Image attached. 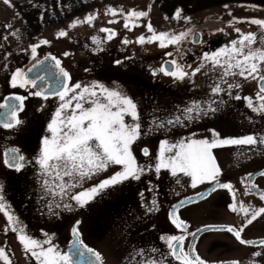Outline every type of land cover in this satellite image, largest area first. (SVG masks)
Here are the masks:
<instances>
[{
  "label": "rangeland",
  "instance_id": "obj_1",
  "mask_svg": "<svg viewBox=\"0 0 264 264\" xmlns=\"http://www.w3.org/2000/svg\"><path fill=\"white\" fill-rule=\"evenodd\" d=\"M98 1L96 0L93 9L86 13L72 14L63 19H61L62 15H54L51 12L33 13L35 9L31 8L23 10L22 14L15 15L6 11L2 14L3 8L0 7V104L11 95L28 96L25 110L19 113L22 123L12 129L0 127V185L3 186L2 195L6 205L9 206L8 210L26 225L27 232L34 238L43 240L46 238L44 233H48L53 243L62 251L71 241L72 226L79 220L81 239L88 247L102 255L104 264H139L142 259L159 258L160 253L167 254V246L161 237L181 235L168 219L172 205L181 199L196 196L212 184L205 182L192 189L188 177L181 176V183L177 184L176 178L170 173L162 171L160 178H157L154 170L146 171L140 181H129L118 185L116 189L108 190L84 208L75 207L72 212L60 211L57 215H49L40 200L39 187L35 182L38 168L34 164V158L38 153L39 142L46 134V125L59 100L50 97L48 101H40L39 98L30 96L26 88H13L11 75L17 69L26 72L42 57L55 56L61 61V66L70 73L73 83L89 84L98 81L108 87L119 86L130 95L138 103L142 128L145 131L154 118L181 115L178 109H183L192 101L206 102L209 99L223 101L219 110L213 115L187 123L185 127H178L171 133L157 132L143 136L138 144L133 146L134 155L140 165L154 163L159 141L162 139L175 142L184 137L211 138L209 129H215L222 136L264 137V115L252 112L246 107V101L243 99H234L238 94L242 97L251 96L255 101L259 87L256 80L251 78L245 80L239 76L229 77L230 83H239L241 87L233 89L232 96L224 92L218 97H213L209 85L214 80H218L219 69L209 75H204L202 70L192 81L185 82H174L172 78L162 74L152 77L150 71L153 67L159 68L164 60L171 58L177 59L184 65H192L189 69L192 71L199 65L203 55V53H194L196 50L191 41L195 32L203 36V41L223 28L227 31L239 28L245 33L249 31L259 33L261 31L259 26L247 21L264 19V9L249 6L236 9L222 7L214 12L182 14L179 20L174 19V15L161 14L156 9L153 12L152 9L148 17L139 20L132 18L129 21L130 27L125 28V16L130 11H149L144 0H121L115 3ZM108 8L115 9L117 15L112 16L111 13H107ZM89 14L96 17L91 25L81 23L76 27H69L73 21H83ZM185 17H190V22L186 21ZM110 20L117 22L109 23ZM149 21L157 32L178 34L189 28L193 32L178 46L160 48L158 42L140 44L138 37L147 38L151 35L147 29ZM133 22L139 27H131ZM102 28L112 29L116 35L108 40V34L100 31ZM61 30L66 31L67 36L58 38ZM92 37H97L99 43H94ZM125 38H129L130 43L124 44ZM237 38L238 35L234 39ZM42 40H48L49 43L42 44L40 43ZM232 40L216 50L230 44ZM34 44L39 45L35 59L31 54V46ZM101 48L103 51L100 50ZM169 52L173 55L168 56ZM190 53L194 54L186 60ZM117 59L123 63L116 65ZM261 67L264 69V65ZM261 74H264V71ZM222 87L226 88L227 85ZM41 106L44 107V111L38 110ZM143 147L149 148L152 153L151 159L143 156L141 152ZM9 148L19 149L20 154L26 157V166L21 172L4 165L3 153ZM213 155L221 169L219 181L239 176V180L236 181L239 189L246 188L245 178L249 173L264 171V144L213 149ZM112 171L113 169H110L109 172L101 173L92 180L86 181L84 187H90L93 183L107 178ZM263 180L264 177L260 178V181ZM223 191L224 189L217 188L204 199L179 208L177 214L184 216L188 221L187 232H192V228L203 224L205 225L202 227L208 224L239 228L243 225V212L234 213L226 210L227 203L223 199ZM241 198L245 206H252L255 202L250 199L249 194L244 193ZM154 199L158 211L148 212L146 209ZM258 203L264 204V201ZM0 217L5 216L0 213ZM187 232L184 233L186 250L191 237ZM242 238L255 241L264 239V216L258 217L249 225L242 233ZM7 240L11 241V239ZM0 241H6L1 233ZM12 242L18 253L17 257L15 256L17 258L15 263L12 257L13 246L9 247L6 243L12 264H36L30 254L24 252L17 238L12 239ZM195 246L196 254L204 259L206 264H226L233 260L241 261L242 264H250L253 260L255 264H264V255L252 256L254 251L264 250L258 245H241L227 231H204ZM153 247L159 249V253H151L150 249ZM142 249L145 253L144 257L136 255ZM171 264L177 262L171 260Z\"/></svg>",
  "mask_w": 264,
  "mask_h": 264
},
{
  "label": "snow or ice",
  "instance_id": "obj_2",
  "mask_svg": "<svg viewBox=\"0 0 264 264\" xmlns=\"http://www.w3.org/2000/svg\"><path fill=\"white\" fill-rule=\"evenodd\" d=\"M4 3L7 5L10 0H4ZM150 10L149 7V11H130L125 16L124 27H130L129 21L132 18L139 20L148 17ZM107 13H111L112 16L117 15L113 8H108ZM181 15L182 9H177L173 18L179 20ZM95 18L89 14L83 21H73L69 27H76L81 23L91 25ZM184 19L190 22L191 18L185 17ZM116 22L115 20L109 21V23ZM247 22L259 26L261 31L245 33L236 28L237 39H233L230 44L216 51L204 52L201 62L192 71H189L192 65H184L177 59H171L165 61L158 69H151L152 77L162 74L172 78L174 82H185L192 81L202 70H204V75H209V73H216L219 69L218 80H214L209 85L213 97H218L224 92L232 96V90L241 87L239 83H230L229 77L239 76L245 80L251 78L256 80L259 86L255 94V101L251 96L242 97L238 94L234 96V99H243L246 101V107L252 112L264 115V74H261L264 71L261 67L264 65V19H251ZM8 26L10 27V25ZM131 27H139V25L133 22ZM147 29L151 35L147 38L138 37V42L140 44L158 42L160 48H167L170 45L178 46L193 32L191 28L178 34L157 32L150 21L147 24ZM100 31L108 34V40L116 35L109 28H102ZM65 36H67L66 31H59L58 38ZM92 40L94 43H99L97 37H92ZM191 42L202 43L196 35H193ZM40 43L48 44L49 41L42 40ZM123 43L128 44L130 41L125 38ZM38 46L36 44L31 46V54L34 59ZM100 50L103 51L102 48ZM177 52L179 53V48H177ZM167 55L172 56L173 54L169 52ZM180 56L182 59V53ZM49 59L54 61L53 67L56 69L51 76L37 74L32 77L29 75L32 68L27 72L17 69L11 75L13 88H26L29 90L30 96L39 98L40 101H48L50 97H56L59 100L46 125V134L40 140L38 153L34 158V164L38 168L35 182L39 187L40 200L49 215H57L60 211L72 212L75 207L84 208L98 196L107 193L108 190L116 189L118 185L129 181H140L146 171L153 172L154 170L157 178H160L163 171L176 178L177 184L181 183V176L188 177L192 189H196L198 185L205 182L212 184L208 195L215 192L217 188L228 190L233 196V202L229 205L230 210L234 213L243 212L244 214V223L239 228L207 225L205 229L187 232V223L177 215L178 207L185 204V200H180L179 205H172V211L169 213L171 223L177 229L187 232V235L194 239L198 232L205 230L227 231L241 245H258L264 250V239L255 241L242 238L245 229L258 217L264 216V206L256 208L238 202L233 185L219 181L221 169L213 155V149L264 144V137L256 135L222 136L215 129H209L211 138L198 139L193 136L184 137L175 142L162 139L159 141V149L154 157V163L140 165L134 155L133 146L137 145L143 136L157 132L171 133L178 127H185L187 123L213 115L219 110L223 101L216 99H209L206 102L192 101L183 109H178L181 115L154 118L145 131L142 128L138 103L119 86L108 87L98 81H92L89 84L73 83L70 73L61 66V61L55 56H45L44 60L38 61L36 65H33V68L44 64V61ZM122 63L119 59L115 61L116 65ZM222 85H227V87H222ZM27 99L28 96L16 95L6 100L4 104H0V108L5 109L0 114V127L12 129L22 123L19 113L25 110ZM38 110L44 111L45 109L41 106ZM10 152V158L9 153H5L4 165L16 172H21L26 166V157L20 154L19 149L14 148ZM141 152L143 156L152 158L148 147H143ZM110 169L113 171L107 178L93 183L90 187H84L86 181L92 180L101 173H107ZM252 175L249 173L245 179L250 180ZM259 175L264 177V171H261ZM253 189H258V185L250 183L245 188V195L250 194ZM2 192L3 186L0 185V213H3L7 219L4 231L6 234L9 230L16 234L24 252L30 254L36 264H104L102 255L88 247L81 239L79 230L81 222L79 220L71 229L72 245L69 251L63 252L53 243L52 237L48 233H44L46 238L43 240L30 235L26 225H23L19 218L8 210L9 206L6 205ZM140 195L142 196L143 193ZM197 195L201 199L205 198L202 192ZM259 199L264 201V191L259 192ZM187 200L191 201L192 198L188 197ZM146 210L148 212L158 211L155 199ZM161 239L165 241L168 249L167 254L160 253L159 258L142 259L139 264H171V260L176 261L177 264H206V261L196 254L195 244L190 243L186 250L185 235H168ZM150 252L159 253V249L153 247ZM136 255L144 257V250H140ZM262 255H264V251L252 253L253 257ZM0 262L12 264L4 247H0ZM229 264H242V262L233 260ZM250 264H255V261H251Z\"/></svg>",
  "mask_w": 264,
  "mask_h": 264
},
{
  "label": "crops",
  "instance_id": "obj_3",
  "mask_svg": "<svg viewBox=\"0 0 264 264\" xmlns=\"http://www.w3.org/2000/svg\"><path fill=\"white\" fill-rule=\"evenodd\" d=\"M96 0H10L9 4H5L4 0H0V7L3 8L2 14L6 11V13L13 12L22 14L23 10L35 9L32 12H51L54 15H58L63 17L69 15H76L80 13H86L88 10L93 9L94 2ZM98 1V0H97ZM103 1H111L110 3H115L121 0H103ZM99 2V1H98ZM145 6L147 8L150 7L151 12H157L166 15H175V11L177 9H182V14H202L208 12L217 11L216 9L225 7L227 5L228 8H241V7H255V8H263L264 9V0H144ZM118 5V4H115ZM68 18V17H66ZM60 19V20H61ZM59 20V21H60ZM1 29V25H0ZM7 225V220L5 217H0V233L6 238V241H0V247L6 248V254L8 255L6 243H8L9 247L13 246L14 242L12 239H16V234L13 232L5 233L4 229ZM263 237V236H262ZM7 239H11L8 241ZM72 242H68L63 252H66L68 247ZM6 246V247H5ZM14 256L13 260L17 263V252L13 246ZM16 256V257H15ZM11 258V256H9ZM12 260V259H11ZM3 264V262H0Z\"/></svg>",
  "mask_w": 264,
  "mask_h": 264
},
{
  "label": "flooded vegetation",
  "instance_id": "obj_4",
  "mask_svg": "<svg viewBox=\"0 0 264 264\" xmlns=\"http://www.w3.org/2000/svg\"><path fill=\"white\" fill-rule=\"evenodd\" d=\"M196 33V32H195ZM194 33V34H195ZM212 34V33H211ZM213 36L211 37H208L205 39V41H203V36L201 37L200 35V41L201 42H196V43H193L194 45V49L196 50V52L194 53H204V52H212V51H215L216 48H219L221 46H223L224 44H226L227 42H229L230 40L234 39L238 33L236 32V30H233V29H230L229 31H227L226 29L223 28V31H219L217 32L216 34H212ZM194 53H190L188 55V57L186 58V60L191 57ZM44 57H42L39 61H41ZM172 59V58H171ZM171 59H167V60H164L162 62V64L165 62V61H170ZM38 62V61H37ZM35 62V63H37ZM33 63V64H35ZM48 75V76H51L52 74H50L49 72H45L42 74L43 75ZM4 156V155H3ZM11 156H9L10 158ZM256 172V171H254ZM252 172V174L254 173ZM260 178H263L262 176L260 175H257L255 177H251L250 180L247 179V182H246V186H248L250 183H255L256 185H258V189H253L252 192L249 194L250 195V199H252L253 201H255L252 206L256 207V208H259V207H262L264 206L263 203H258L260 202L261 200L259 199V192L260 191H264V180L263 181H260ZM239 180V176H234L232 177V179H228V180H221L220 182L221 183H231L233 185V188L235 190V195L237 197V201L238 202H242V198L241 196L245 193V188L243 189H239L237 186H236V181ZM222 196H223V199L226 200V210H230V207L229 205L231 204V202H233V196H232V193H230L228 190L224 189V191L222 192ZM243 193V194H242ZM208 196V195H207ZM206 196V197H207ZM229 203V204H228ZM188 205V204H187ZM183 207V206H182ZM181 208V207H180ZM179 210V209H178ZM177 210V212H178ZM178 215V214H177ZM181 219H183L186 223H188L187 219H185L184 216H181V215H178ZM169 219V218H168ZM170 221V220H169ZM171 223V222H170ZM172 224V223H171ZM205 224L203 225H199L198 227H194L192 228V232H196L197 229H202V228H205V227H202L204 226ZM208 225V224H207ZM231 225V224H229ZM173 227H175L173 224H172ZM201 227V228H199ZM176 228V227H175ZM177 229V228H176ZM178 232L181 234V235H184L185 232H182L181 229H177ZM189 230V227L187 229V231ZM204 232H202L199 237L197 238V240L200 238V236L203 234ZM186 234V233H185ZM193 237L191 236L190 237V243L192 241ZM196 240V242H197ZM229 264V263H228Z\"/></svg>",
  "mask_w": 264,
  "mask_h": 264
},
{
  "label": "water",
  "instance_id": "obj_5",
  "mask_svg": "<svg viewBox=\"0 0 264 264\" xmlns=\"http://www.w3.org/2000/svg\"><path fill=\"white\" fill-rule=\"evenodd\" d=\"M194 35H196V36L198 37V39L200 40V33H199V32H196ZM127 39L129 40V38H127ZM42 60H44V59H42ZM42 60H41V61H42ZM164 63H165V62H164ZM164 63H163V64H164ZM36 64H37V63H35V64H33V65H36ZM33 65H31V66L28 68V69L32 68V72L29 73V75L32 76V77H35L37 74L42 75V74L45 73V72H49L50 74H52L53 72L56 71V69L53 67V65H54V61H52L51 59L44 61V64L38 65V66L35 67V68H33ZM28 69H27V71H28ZM152 69H158V67H153ZM27 71H26V72H27ZM53 86H55V84H53ZM10 97H14V96L11 95V96L7 97V98L4 100L3 104H4V103L6 102V100H8ZM4 111H5V109L0 108V114H2ZM11 149H14V148H9V149H7L6 151H4V153H3V155H4V156H3V161H4V157H5V153H6V152L9 153V156H11V152H10ZM15 149H16V148H15ZM149 151H150V150H149ZM261 171H262V170L254 172L253 175H252V178L255 177V176H257V175H259V173H260ZM211 187H212V185L209 186L208 188H206L204 191H202V193H204L205 197H206V196L208 195V193L210 192ZM191 198H192L191 201H188L187 198L181 199V200H185V204H184V205H180V206L178 207V209H179L180 207H182V206L187 205V204H190V203H193V202H196V201L201 200V198H200L198 195H196V196H194V197H191ZM203 199H204V198H203ZM236 200H237V197H236ZM179 201H180V200H179ZM179 201H177V202L174 203V204L179 205ZM174 204H173V205H174ZM171 211H172V207L169 209V212H168V218H169V213H170ZM169 220H170V222H171V219H170V218H169ZM75 224H76V223H75ZM75 224H74L73 226H75ZM73 226H72V227H73ZM174 226H175V225H174ZM71 229H72V228H71ZM202 229H205V228H202ZM205 231H207V230H205ZM202 232H204V231L198 232V233H197V237H196L195 239L193 238L192 241H191V243L195 244L197 238L199 237V235H200ZM71 237H72V233H71ZM72 242H73V237H72ZM72 242H71L70 246L72 245ZM70 246L68 247L67 251H69ZM67 251H66V252H67ZM226 264H228V263H226Z\"/></svg>",
  "mask_w": 264,
  "mask_h": 264
}]
</instances>
